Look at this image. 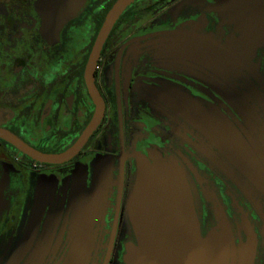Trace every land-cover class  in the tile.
Segmentation results:
<instances>
[{
	"label": "flooded vegetation",
	"instance_id": "obj_1",
	"mask_svg": "<svg viewBox=\"0 0 264 264\" xmlns=\"http://www.w3.org/2000/svg\"><path fill=\"white\" fill-rule=\"evenodd\" d=\"M115 1L58 27L38 0H0V264H128L138 163L155 150L180 166L200 236H226L229 264H264V0H131L92 93ZM76 144L56 162L19 147Z\"/></svg>",
	"mask_w": 264,
	"mask_h": 264
},
{
	"label": "water",
	"instance_id": "obj_2",
	"mask_svg": "<svg viewBox=\"0 0 264 264\" xmlns=\"http://www.w3.org/2000/svg\"><path fill=\"white\" fill-rule=\"evenodd\" d=\"M131 0H116L106 15L86 68L89 90L95 88L89 73L101 44L114 19ZM85 0H38L47 20L60 27L75 16ZM99 108L92 126L99 118ZM86 133V132H85ZM86 135V134H85ZM34 158L56 162L65 159L77 147L61 154H35ZM130 217L138 245L129 248L128 264H229L228 239L223 234L201 237L189 186L180 166L161 150L139 160L136 181L130 197ZM246 251L242 264L250 263Z\"/></svg>",
	"mask_w": 264,
	"mask_h": 264
}]
</instances>
